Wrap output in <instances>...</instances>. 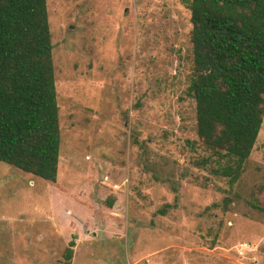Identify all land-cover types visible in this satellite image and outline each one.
I'll return each mask as SVG.
<instances>
[{
    "label": "rangeland",
    "instance_id": "obj_1",
    "mask_svg": "<svg viewBox=\"0 0 264 264\" xmlns=\"http://www.w3.org/2000/svg\"><path fill=\"white\" fill-rule=\"evenodd\" d=\"M47 10L64 190L0 161V264H62L72 239L71 264H264V119L228 194L197 164L186 0Z\"/></svg>",
    "mask_w": 264,
    "mask_h": 264
},
{
    "label": "trees",
    "instance_id": "obj_2",
    "mask_svg": "<svg viewBox=\"0 0 264 264\" xmlns=\"http://www.w3.org/2000/svg\"><path fill=\"white\" fill-rule=\"evenodd\" d=\"M186 2L187 94L205 153L197 164L226 179L231 194L264 119V0ZM52 49L47 0H0V161L64 190L57 183L61 130ZM74 246L72 239L62 264H71Z\"/></svg>",
    "mask_w": 264,
    "mask_h": 264
}]
</instances>
